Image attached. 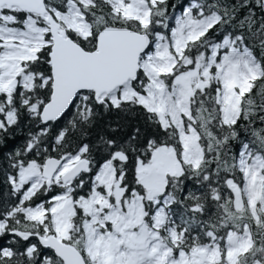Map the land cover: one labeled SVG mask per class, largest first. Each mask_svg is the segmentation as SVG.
<instances>
[{
  "label": "snow or ice",
  "instance_id": "snow-or-ice-1",
  "mask_svg": "<svg viewBox=\"0 0 264 264\" xmlns=\"http://www.w3.org/2000/svg\"><path fill=\"white\" fill-rule=\"evenodd\" d=\"M0 174V264H264V0H0Z\"/></svg>",
  "mask_w": 264,
  "mask_h": 264
},
{
  "label": "trees",
  "instance_id": "trees-1",
  "mask_svg": "<svg viewBox=\"0 0 264 264\" xmlns=\"http://www.w3.org/2000/svg\"><path fill=\"white\" fill-rule=\"evenodd\" d=\"M63 123V122H62ZM140 123L142 124V118H138L135 116H126L124 114H110L103 116L97 126L91 130L90 136L87 138L86 142L96 144L98 141L99 135H106V136H126L128 131L130 130L127 125L128 124H135ZM123 124L125 127H120ZM112 129H117L115 132ZM28 129L26 127L22 128V130H18L16 136L12 142L13 147H18L24 143L26 134ZM97 158L99 155L97 154ZM9 189L7 185L4 183V176L0 174V197L7 198L8 197Z\"/></svg>",
  "mask_w": 264,
  "mask_h": 264
},
{
  "label": "flooded vegetation",
  "instance_id": "flooded-vegetation-1",
  "mask_svg": "<svg viewBox=\"0 0 264 264\" xmlns=\"http://www.w3.org/2000/svg\"><path fill=\"white\" fill-rule=\"evenodd\" d=\"M3 242H4V243H7V242H8V239L6 238Z\"/></svg>",
  "mask_w": 264,
  "mask_h": 264
}]
</instances>
